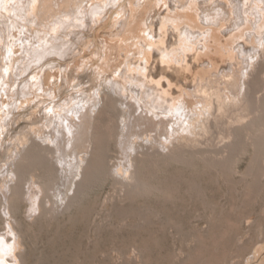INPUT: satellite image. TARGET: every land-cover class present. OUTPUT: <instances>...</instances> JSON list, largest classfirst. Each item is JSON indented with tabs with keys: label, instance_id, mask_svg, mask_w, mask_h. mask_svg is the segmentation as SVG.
I'll return each mask as SVG.
<instances>
[{
	"label": "bare ground",
	"instance_id": "obj_1",
	"mask_svg": "<svg viewBox=\"0 0 264 264\" xmlns=\"http://www.w3.org/2000/svg\"><path fill=\"white\" fill-rule=\"evenodd\" d=\"M42 1L43 0H0V22L6 17L5 14L9 15V12L10 14L16 13L17 15H14L19 19L20 15L17 11L21 14L24 13L23 15L28 17L34 16L33 21L35 22L34 19L36 18L35 14L38 8L37 5H39L37 3ZM110 1L112 2V0ZM200 1L158 0V3L167 6L165 15L164 13H159L161 9L155 11L157 8L154 6V8H156L153 10V12L155 11V14L152 11L151 12L153 15H157L158 20L154 16H150V18H148V16L146 18L151 19V22L147 23L148 19H145V16L142 13L140 19L137 21L140 23L139 25L136 24L137 22L134 23V18H129V21H126L125 25L118 23L119 30L124 33L128 28L129 33L135 39L131 40H138L136 43V49H139L141 44L143 45L145 43L144 46L141 47L142 50H139V52L141 51L140 53L142 56L139 54L141 56L139 57L137 54L135 57H131L129 55L131 50L129 51L128 49V51H123L125 49V47L123 48V45H118L113 48L111 56H113V60L117 62L116 65H114V69H112L110 74H107L104 77V80H102L103 83L97 85V95L96 90H93V94L91 95L93 97L87 98L89 94L86 93L84 86L83 88L81 87L82 90L78 91L80 98H78V101L73 105L72 109L69 110L71 112L70 115L65 116L62 114V107L59 101V104L55 103L56 98H58V92L56 89L60 90L62 86L60 87L56 83L54 85L55 90L51 87L52 89L48 88L50 90L48 92V89L45 88L46 82L43 77L41 78V82L37 81L39 83H34L36 87L38 86V93L40 94L39 91H42V94H40L41 98L43 100L47 97L48 99L51 98L53 99V104H50L49 106L47 105L48 107L45 108V112L42 113L41 110L38 112L41 121L40 124L27 127L29 130L25 133H22V131V137H19L20 139L16 138L19 139V143L16 144L15 147V150H17L13 151L16 153V157L11 163H9V166L7 164L8 168L6 169L9 175H12V178L4 182L5 187L3 189L6 190L4 192L2 189L3 192H1L2 196L4 195V199H6L4 205L2 203L6 214L9 216L11 215L10 210L12 203L10 200L12 201L20 190L26 188L25 186H29L28 184L32 182L34 176L37 178L38 173L36 174L37 171L35 172V169L37 168L39 170V166L46 169V175L49 174V178H46L47 180H50L51 177V180H48V183L42 180L44 182L43 187L47 190L50 187L52 188V186H57L67 175V172H70L68 175L69 177L70 175L72 176L70 180L68 179L69 187L64 189L66 190L65 195L59 200L54 201L51 208L50 206L47 208V212L52 213L62 207L72 204V202L78 197L79 193L84 192L82 189L89 187L92 183L91 180L93 177H97L98 175L107 176L113 179L120 185L118 189H120L121 192L124 190L138 192L142 188V190L145 189V191H152L155 189L158 193L159 191H168V189L171 188V184L170 186L168 184L169 180L167 185L170 188L167 187L166 190L160 187H163L166 183L164 179L163 185L157 184L155 187L149 185V181H147L148 183L145 185L140 181L136 165L138 161L145 156H153L154 159L155 157H158L157 159L162 160L161 158L163 157L181 159L186 155H190L196 158L200 157L201 161L204 160L205 162H208V160H210L216 163L215 165L214 163L212 164L215 167L216 165L219 166V164L227 163L231 161V159H234L232 156L236 153L235 151L238 152V149L242 147L240 145L247 147L245 144H248L250 148H254L256 147L257 142H262L264 146V107L262 105L264 102V6H262L264 5V0H203L204 3L206 2L209 6H205L203 3H200ZM103 3L104 2H102V4L97 2L94 4L95 8L91 11V18H94L95 21H103V17L108 16L105 15V13L107 11L106 8H109L110 6L107 2L105 5ZM201 4L204 6L202 7ZM35 7L37 8L35 9ZM137 7L140 8V5ZM88 11L89 10L84 9L82 5H78L77 9H72L68 12L61 11V14H58L55 17L56 19L51 28H49L47 32H43V36L41 35L36 38L38 40V46H36L37 44L33 45L34 43H26L27 46L25 47L24 45V48L22 47L27 53L26 55L31 58H29L30 61H28V63H23L25 67L31 68L30 66L32 65L33 67V63L39 62L43 68V66H51L50 64L52 61H59L56 57L61 58L62 60L63 58H66V56L70 54L68 53L70 50L68 44L73 45L75 39L78 38L76 35L81 33L79 32V29L88 25V21L90 20L88 17ZM86 12L87 14H84ZM10 17L9 19H13V14H11ZM28 17L27 20L29 21L31 18ZM154 18H156L157 21H155ZM105 19H107V17ZM133 23L134 25L136 24L137 26H140V30L142 29L141 31L143 32L142 34L140 31L142 35L136 33L137 29H133V31H135V33H133ZM76 30H79V33ZM121 31L119 33H121ZM147 32L148 34H146ZM83 33L86 32L83 31ZM73 34H75V36H73ZM81 38L84 39L85 37ZM87 39L86 36V40ZM123 40L125 41L126 38H123ZM127 40H130V37H127ZM92 42H90V44ZM127 42L130 43V41ZM23 43L24 42H21L20 44ZM76 43L78 42L76 41ZM249 43L251 44L252 49L248 47ZM25 52L23 54H25ZM53 56H55V58ZM203 56L209 60L208 63L210 64V67L209 64H206L208 67L201 70V68L199 69L200 66L196 65V62L202 63L203 61V63H205L206 61L204 62ZM26 57L27 56L22 58V60L28 59V57ZM51 57H53V59H51L52 61L50 60ZM240 58H243V65L237 70L234 67V61H238ZM64 60L66 61V59ZM220 60L224 63H229V71L226 69L223 70L222 66L218 67ZM11 62L13 61L11 60ZM154 63L156 64L152 67ZM12 64L15 65L14 63ZM57 64L59 63L57 62ZM13 65H10V67ZM54 65L51 66V70H53L52 67ZM237 67L238 66H236V68ZM42 68L41 71H43ZM220 68H222V70H220ZM61 69L58 68V70ZM62 70L60 73L58 72V74L67 72V69H65L66 71ZM18 71V73H20L18 76L20 77L22 71ZM23 71H25V69ZM224 72L225 74L223 75ZM68 74L65 73V78H67ZM30 75L33 76L32 73ZM46 75L48 78L55 77V75L50 73H46ZM23 77L24 76H22V78ZM70 77H73L72 72L70 73ZM14 79L17 80V78ZM18 79H21V77ZM74 79H76V77H74ZM77 80L75 83L78 82ZM7 82L9 83L10 81ZM29 82L33 85L32 81ZM71 82L72 81H70V83ZM19 85H21V83ZM7 86L8 85H6V87ZM17 86L16 89L18 88ZM8 87L7 89H4L2 86L5 91L8 90ZM27 89L29 88L27 87ZM1 90L2 89H0V91ZM12 90L13 89L9 91ZM236 90L238 93L233 95L231 91ZM33 91L36 90L33 88ZM33 91L32 93L30 92V96L33 94ZM61 91H59V96L61 95ZM26 93L27 92H25L24 95H26ZM36 93L37 92H35V94ZM5 95H7V93ZM37 96L36 98H38ZM8 103V107H11V104ZM16 104L14 103L15 106ZM14 105L12 108L15 107ZM18 109L16 108V111ZM49 109H51L50 114ZM2 112H9V116L12 114V111L7 110L4 112V108L2 109ZM113 113L116 114L118 123L115 131L111 127L112 118L110 117ZM53 114L63 117V122L60 123L59 117L53 118ZM5 116L8 117L6 114ZM12 116L14 117V115ZM12 116L10 117L13 118ZM6 117L4 118L7 119ZM14 119L15 118H13V120ZM259 119L261 123H258L259 129H256V121ZM6 122H8V120ZM53 123H56L58 128H60L56 130V136L54 138L51 137V135L42 132L48 129L49 125L53 126ZM10 124L8 126L9 129L11 126ZM130 125L133 128L138 127L141 133L130 134L127 136V128H129ZM0 127L2 128L1 125ZM5 127L6 125L4 128ZM113 135L122 158L120 159L119 164H111L112 166L108 168L107 173L106 163L109 159L106 142L108 139H111ZM259 138L263 140L259 141ZM64 143L68 144V147L74 154L72 162H70L67 167L63 164L62 156L58 154ZM260 148H262V146H260ZM241 150L245 152L244 148ZM258 150H260L259 146ZM258 150L256 149V151ZM246 152L248 151L246 150ZM9 158L11 157L9 156ZM150 160L148 161L150 162ZM183 160L185 161V159H182V161ZM123 161L125 163H123ZM141 162L143 164L145 163L142 160ZM151 162L153 163V161ZM227 164H225V166ZM153 165L156 164L153 163ZM223 165L224 164L221 166L222 168L225 167ZM153 170L154 171L150 169L149 171L155 173V168H153ZM230 170L231 169H229V171ZM41 172L39 174L45 175V173L43 174ZM141 172L140 174L143 173ZM150 172L147 173L150 175ZM154 173L153 175L157 174ZM27 175L30 178H28ZM41 176H39V179ZM155 179H153V184ZM177 180L178 179H174L173 181L176 182ZM63 182L65 184V181ZM40 183H38V185H40ZM45 183L47 184L46 186H44ZM173 183L174 182H172V184ZM181 185L182 184L179 186ZM172 188L173 190L176 189L174 186ZM42 190L43 189H41V191ZM53 190L56 192L55 188ZM23 192L25 193V191H22V194L20 193L19 197H25ZM30 193L32 194V192ZM30 193H28V195ZM166 193L170 194V192ZM31 194L30 196H27L30 201L34 198ZM140 196H142V194ZM190 197L192 198L191 195ZM15 198H17V196ZM37 203H33V211L40 210L42 205ZM46 205L47 204L45 203V207ZM44 212H46V210ZM55 215L58 214L55 213ZM9 232L15 235V239L14 236L11 235L9 239L11 241L14 240V242L9 245L8 242L5 243V235L2 237L1 240L4 244L3 246H0V264H22L21 260L23 259L21 257L23 256V252L20 251V248L22 247V242L20 240L21 235L18 234L15 226L10 223L8 225L7 234Z\"/></svg>",
	"mask_w": 264,
	"mask_h": 264
},
{
	"label": "rangeland",
	"instance_id": "obj_2",
	"mask_svg": "<svg viewBox=\"0 0 264 264\" xmlns=\"http://www.w3.org/2000/svg\"><path fill=\"white\" fill-rule=\"evenodd\" d=\"M54 1L56 3L58 1V5ZM54 1L43 0L37 3L39 5H37L38 8L35 7V9L37 8L35 14L36 18L34 19L35 22L33 21L34 16L28 17L23 15L24 13L21 14L19 11H17L20 15L19 19L16 13H11L13 14L14 20L9 19L11 15L9 12V15L5 14L8 19L5 17L0 22V89H2L0 94L2 93L1 95L3 97L2 98L0 95V125L2 126V128L0 127V246L4 244L1 240L4 235L6 240L5 243L8 242L10 245L14 242V240L11 241L9 239L13 233L9 232L7 234L8 225L10 223L15 226L16 231L21 235L20 240L22 242V247L20 251L23 252V256L21 257L23 259L21 260L22 264H264V146L262 142L261 144L257 141L260 150H258L257 145L254 148H250L248 144H245L247 147L240 145L242 147L238 149V152L235 151L236 153L233 154L234 157L232 156L234 159H231L232 162H227L229 164L222 163L224 164L223 166H225V164L228 165L223 168L221 167L222 164L214 167L216 163L210 160H208L210 163L204 160L201 161L200 157L199 159L190 155H188L189 157L186 155L181 159L163 157L164 159L161 158L162 160L157 159L158 157L154 159L153 156H145L146 159L145 157L143 158L144 160L141 159L145 163L143 164L141 160H139L136 165L140 181L143 182L144 185L149 181L148 184L151 186L153 185V187L157 186V184L163 185L164 181H166L163 187L160 186L161 188L166 190L167 187L172 188L174 186L176 189L173 190V188H170L168 191H159V193L157 190L155 191V189L152 191H145V189L142 190L143 188L138 192H129L128 190L121 192V190L118 189L120 185L113 179L98 175L97 177H93L89 187L82 189L84 192L82 191L83 193H79L77 197L78 200L76 198L72 204H70L71 206L62 207L60 208L61 210L59 209L52 213L47 212V208L49 206L51 208L54 201L59 200L65 195L66 190L64 189L69 187V180L72 176L70 175L69 177L68 175L70 172H67V175L64 177L66 180L63 179L57 186H52L53 189L55 188L56 192L51 187L47 190L44 189V182L42 180L48 183L51 177L48 181L46 178H49V174L46 175V169L39 166V170L37 168L35 169V172L37 171L36 174L38 173L37 178L34 176L32 182L28 184L29 186H25L26 188L20 190L16 195L17 198H15L16 196L14 197L15 199L13 198V202L10 200L12 203L10 210L11 215L9 216L5 213L3 205L6 199H4V195L2 196L1 192H5L6 190L3 189L5 187L4 182L12 178V175H9L6 169L9 163L16 157V153L13 151L17 150H15V147L22 137L21 132L23 131L22 133H25L29 130L27 127L40 124L41 121L38 112H40V110L42 113L45 112V108L53 104V99H48L47 97L43 100L41 98L40 94H42V91L40 90L39 94L37 91L39 90L38 86L36 87L34 83L41 82V78L43 77L46 82V89L51 87L54 89L56 83L60 87L62 86L60 90L56 89L58 98H56L55 103H60L62 114L65 116L70 115L71 112L69 110L72 109L73 105L78 101V98H80L78 91L82 90L84 86L86 93L89 94L87 98L93 97L91 96L93 90H96L97 85L103 83L102 80H104V77L110 74L112 69H114V65H116L117 62L114 61L113 56H111L113 48L118 45H123V48L125 47L126 49L123 51H128V49L129 51L131 50L129 52L131 57H135L137 54L141 55V51L139 52V50H142L141 47L144 46L145 43L143 45L141 44L139 49H136L138 40L134 41L135 39L129 33L128 28L124 33L119 30L118 23L125 25L126 21H129V18H134L135 23L140 19L142 13L145 19L154 16L158 20L157 15H153V13L161 9L159 13H164L165 15V10H167V6L158 3V0H142V2L141 0H114L116 3L113 0L112 2L110 0H108L110 2L107 0ZM97 2L101 4L104 2V5L107 2L110 6L106 8L107 11L105 15L108 16H106L107 19L103 17V21H95L94 18H91V11L95 8L94 4ZM200 3L209 6L206 2L204 3L203 0H201ZM203 4H201L202 7L204 6ZM78 5H82L84 9L89 10L88 17L90 20L87 26L80 28V31L76 30L81 33L78 32L79 34L76 35L78 38L75 39L73 45L68 44V47H70L68 53L70 54H68L66 58H63V60L56 57L59 61H52L51 59H53V57L55 58V56L51 57L50 60L52 63L50 62V65H54L56 62L54 65L55 67H52L53 70H51V66L49 65L43 66L42 68L39 62L33 63V67L32 65L30 66L32 69L26 68L23 63H28L30 57L26 55L27 53L23 49L24 45L26 47L27 44L34 43L33 45L37 44L36 46H38V40L36 38L41 35L43 36V32H47V30L51 28L56 19L55 17L61 14V11L68 12L72 9H77ZM138 5H140V8L137 7ZM154 6L157 9L154 8ZM153 10L155 11L153 12ZM84 14H87V12ZM27 17L31 19L28 21ZM156 18H154L155 21H157ZM150 20L151 19H148L147 23H150ZM134 23L132 24V31L133 29H137L138 31L136 30V33L142 35V29L140 30V26H137L140 23L137 22V25L135 24L136 26ZM83 31L86 33H83ZM120 31L121 33H119ZM50 32L53 33L52 31ZM133 33H135V31H133ZM146 34H148V32ZM80 35L81 37H85V40L81 38ZM85 35L88 38L87 40ZM73 36H75V34H73ZM127 37H130V40H127ZM123 38H126V43ZM76 41L78 43H76ZM127 41H130V43ZM21 42L25 44H20ZM90 42L92 43L90 44ZM248 47L252 49L250 43ZM24 52L25 54H23ZM140 55L139 57L142 56ZM25 56H27L28 59H26V57V60H22ZM64 59H66V61ZM203 59L204 62L206 61L205 63H203V61L202 63L196 62V65L200 66L199 69L201 68V70L204 68L206 69L208 67L206 64H209V60H207L206 57L203 56ZM11 60L13 62H11ZM57 62L59 64H57ZM9 64L13 66L10 67ZM56 64L59 69L62 67V69H67V72H62L64 76L62 73L58 74L62 69L58 70ZM155 64L156 63H154L152 67H154ZM219 64L218 67L222 66L223 70H230L228 62L224 63L220 60ZM242 65L243 58L234 61L235 69L239 70ZM236 66L238 67L236 68ZM40 67L43 71L46 69L48 70L43 72ZM23 68L25 71H23ZM222 68H220V70H222ZM17 69L20 70V72L22 71L20 75L21 79H18L20 78L18 76L20 73H18L19 71ZM71 72L73 73V77H70ZM31 73L33 76L30 75ZM46 73L55 75L56 78H48ZM65 73H69L67 78H65ZM224 74L225 72L223 75ZM22 76L24 77L22 78ZM74 77H76V79H74ZM14 78H17V80ZM13 79L14 83L12 82ZM76 80L78 81L77 83H75ZM29 81H32L33 85ZM70 81L72 82L70 83ZM25 82H28V86ZM20 83L21 85H19ZM6 85L9 86H7V91L4 90L7 89ZM16 86L18 87L17 89ZM27 87L29 89H27ZM33 88L36 91H33ZM11 89L13 90L9 91ZM30 89L33 91L31 96L30 92L32 93V91ZM47 91L49 92L50 90L48 89ZM59 91H61L60 96ZM25 92H27L26 95H24ZM35 92H37L40 97L37 93L35 94ZM231 92L233 95L238 93L237 90ZM4 93H7V95ZM13 93L16 94L14 95ZM8 102L11 104V107H8ZM14 103L18 107H16ZM12 104L15 106V109L12 108ZM262 105L264 107V102ZM2 107L4 108V112L7 110L12 111L10 116L14 115V117H12L15 119L13 120V118L9 116V112L3 113ZM16 108L19 109L16 111ZM50 113L51 109H49V114ZM5 114L8 115V117H6ZM52 117H59L60 123L63 122V117L56 116L55 114H53ZM110 118H112L111 127L115 131L118 124L116 114L113 113ZM4 120H8V122ZM256 122V129H259L258 123H261L260 119ZM9 124L11 125L10 129L8 127ZM53 124V126L49 125V128L42 132L54 138L56 136V130L60 128H58L56 123ZM3 125H6V127L4 128ZM137 133H141L138 127L133 128L130 125V127L127 128V136ZM259 139V141L263 140H261V138ZM106 145L108 146L107 155L109 159L106 163L108 173V168L112 166L111 164H119L122 156L115 142L114 135L111 139L107 140ZM260 146H262L263 149L260 148ZM243 148L245 152L241 150ZM256 149L258 151H256ZM246 150L248 152H246ZM58 154L62 156L63 164H65L66 167L74 158L73 151L68 147L67 143H64ZM9 156L11 158H9ZM147 159H151L150 162ZM182 159H185V161H182ZM158 160L164 161L159 162ZM151 161L158 167L153 165ZM123 163L125 162L123 161ZM213 163L214 165H212ZM152 167L155 168L156 175H153L154 172L152 173V171L154 170ZM228 167L231 169L230 171ZM149 168L152 170L151 172ZM146 171L150 172V175ZM40 172L43 174L45 173L46 176L39 174ZM140 172L143 175L140 174ZM39 176H41L40 179ZM28 178L30 177L28 176ZM146 179H150L152 182ZM153 179L156 180H154L155 185L153 184ZM174 179L178 180L175 182L173 181ZM63 181H65V184ZM167 182L169 186L171 184L170 187L167 185ZM172 182L176 184L173 183V185ZM178 182L182 185L179 186L180 184ZM38 183H40V185H38ZM46 183L44 186L47 185ZM24 189H26L27 192ZM41 189L43 190L41 191ZM22 191H25V193L23 192L25 195V197L23 196L24 198H21V196L19 197ZM30 192H32V194ZM166 192H170L171 195ZM28 193L34 197L31 201L27 197L30 196ZM141 194L142 196H140ZM34 202H38L42 205L40 210H32ZM45 203L47 204L46 207ZM45 210L46 212H44ZM55 213L58 215H55ZM13 236L15 239V235Z\"/></svg>",
	"mask_w": 264,
	"mask_h": 264
}]
</instances>
